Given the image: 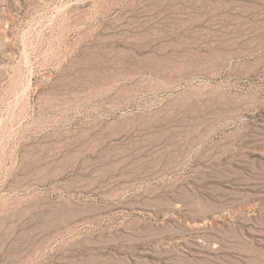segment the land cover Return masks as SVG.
<instances>
[{
  "label": "rangeland",
  "instance_id": "374dc122",
  "mask_svg": "<svg viewBox=\"0 0 264 264\" xmlns=\"http://www.w3.org/2000/svg\"><path fill=\"white\" fill-rule=\"evenodd\" d=\"M232 51L235 114L169 87ZM256 58L264 0H0V264H264Z\"/></svg>",
  "mask_w": 264,
  "mask_h": 264
},
{
  "label": "bare ground",
  "instance_id": "6f19581e",
  "mask_svg": "<svg viewBox=\"0 0 264 264\" xmlns=\"http://www.w3.org/2000/svg\"><path fill=\"white\" fill-rule=\"evenodd\" d=\"M243 52L232 51L221 53L220 58L215 61L217 68L210 71L195 70L190 73L180 74V80L174 79L170 82L169 87L177 89H185L188 91L185 97V103L191 108H209L212 106L227 107L231 114L240 111L241 105L248 101L249 94L237 90L241 82L231 83L227 80H221L223 71L227 64L234 59H242ZM163 63L157 61L156 64L151 63L149 66L154 70ZM250 66L245 71V77L250 78L257 69L264 64V58H256L248 63ZM252 98V95L250 94ZM238 107V108H234Z\"/></svg>",
  "mask_w": 264,
  "mask_h": 264
}]
</instances>
